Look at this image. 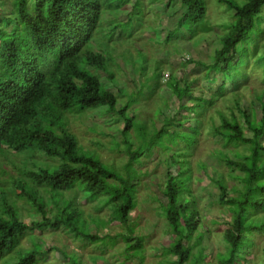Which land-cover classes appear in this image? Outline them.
<instances>
[{
  "label": "trees",
  "instance_id": "trees-1",
  "mask_svg": "<svg viewBox=\"0 0 264 264\" xmlns=\"http://www.w3.org/2000/svg\"><path fill=\"white\" fill-rule=\"evenodd\" d=\"M218 1L233 12V19L225 27L227 32L220 37V44L214 48L212 62L197 63L204 65L208 72L213 71L214 76L244 82L248 78L247 68L252 64L261 68L264 82V27H260L259 16L264 12V0ZM180 2L184 9L175 28L167 33L166 42L184 30L193 36L195 27L207 16L206 0ZM11 6L10 14H4L3 8L0 9V152L5 153L6 149L14 153L38 150L55 158L56 166L52 168L48 164L36 169L33 163L31 167L23 168L22 176L12 183L17 190L13 203L8 191L0 189V261L4 256L14 254L16 261L12 264H37L42 253L49 249L41 250L40 245L29 249L22 247V239L34 230L63 228L82 238L105 240L106 237L90 231L82 209L73 199L66 198L65 192L74 188L86 193L91 200L104 199L105 205L113 207V216L108 222L116 220L126 226L127 233H118L113 238L121 236L124 239L127 254L133 255L135 248H143L141 237H136L137 241L133 242L134 228L130 225V212L137 205L138 183L131 169L133 162L146 152L151 153L155 146H162L172 150L163 188L166 199L163 213L174 237L163 254L176 257L168 264H203L207 256L203 239L208 228L200 222L189 187L188 153L172 149L179 140L187 145L196 143L199 125L192 127V139L185 130L171 129L173 117L169 116L159 129H147L145 122L137 121L136 115L128 113L139 99L130 98L118 106L119 93L107 88L100 76L89 68L102 69L113 76L108 58L94 52L89 45L94 41L101 21L105 22L103 13L117 11L119 5L107 4V0H11ZM133 15L130 13L127 17ZM155 69L157 82L161 75L159 65ZM168 85L178 96L181 107H185V95L194 100L185 107L191 112L198 109L204 112L213 104L211 98L194 96L190 91L191 84L181 86L174 74L169 76ZM223 87L224 80L218 90L222 91ZM257 99L259 109L255 106L257 102L243 108L236 99V109L230 108L229 114L220 112L219 124L212 126L214 136L235 146L231 151L234 158L227 154L222 158L229 167L240 172L237 178L241 181V185H236L223 178L212 179L220 190L217 202L231 214V222L223 232L226 251L219 256V264H234L236 259L243 257L241 250L250 235L264 231V217L256 215L264 211V88ZM100 106L124 120L121 133L127 144L128 159L125 176L120 169L104 162L98 153L80 144L76 133L69 128V115L84 118L86 113ZM175 120L178 127L184 123L179 117ZM134 128L143 141L141 131L145 128L149 133L145 142L135 148L128 140V133ZM229 189L232 194L228 193ZM23 199L32 210L41 214L40 219H34L30 224L22 221L16 203ZM144 258L139 264H143ZM65 264L82 263L72 257Z\"/></svg>",
  "mask_w": 264,
  "mask_h": 264
},
{
  "label": "rangeland",
  "instance_id": "rangeland-1",
  "mask_svg": "<svg viewBox=\"0 0 264 264\" xmlns=\"http://www.w3.org/2000/svg\"><path fill=\"white\" fill-rule=\"evenodd\" d=\"M141 1L144 3L136 0H107V4L112 2L120 8L103 13L105 22L101 21L94 41L89 46L94 52L104 54L108 58L113 76L105 70L94 69L92 66L89 68L100 76L107 88L119 93L118 106L127 99H139L131 105L128 113L136 115L137 121L143 124L145 122L147 129H159L164 124L165 117L169 116L173 117V125H170V128L185 130L189 133L188 138L192 139V127L199 125L196 143L187 145L179 140L172 149L188 153L186 159L190 163L188 173L191 175L189 187L199 211L200 222L208 228L203 239L207 255L203 264H219V256L226 251L223 232L231 222V214L217 202L220 190L212 179L223 178L236 185H241V181L237 178L240 172L229 167L222 158L223 154L234 158L235 155L231 151L235 146L225 144L220 136H214L212 126L214 123L219 124L220 112L229 114L230 108L236 109V99L243 108H249L251 103L257 102L255 106L259 109L257 95L264 88L261 68L251 64L247 68L248 78L244 82L242 79L214 76L213 71L208 72L204 65L197 63L212 62L214 48L220 44V37L227 32L225 27L233 19V12L218 0H206L207 16L195 27L193 36H189L184 30L175 33L169 42L165 41V37L175 28L177 18L184 9L181 7V0ZM29 5L31 6V3ZM1 8L4 14H10L11 0H0ZM130 13L134 15L127 17ZM259 16L260 27H264V12ZM115 26L117 28L114 30ZM262 40L264 42V35ZM157 65L161 75L155 82ZM171 74H174L181 86L190 83V91L194 96L211 98L213 104L204 112L202 109L191 112L185 107L193 104L194 100L185 95V107H181L178 96L168 85ZM223 80L224 87L220 91L218 87ZM175 117L184 120L181 127L177 126ZM69 120V128L76 133L80 144L98 153L104 162L120 169V172L126 175L124 167L128 160L125 151L127 144L124 143L121 133L124 120L117 113L100 106L86 113L84 118L77 114L69 115ZM146 134L149 135L144 128L141 131L143 141L134 128L129 131L128 140L135 148L142 141L145 142ZM166 143L171 146L169 141ZM171 154L172 150L155 146L151 153L146 152L143 157L133 162L131 172L133 171L134 179L138 181L137 205L130 212V225L134 228L133 242L137 241L136 237H141L143 242V248H135L133 255L125 252L127 243L121 236L113 238L118 233H127L126 226L121 222H108L112 219L113 207L105 205L104 199L91 200L86 193L75 188L65 192L66 198L73 199L82 209L90 231L106 239L94 241L79 237L63 228H46L34 230L24 237L22 247L29 249L40 245L41 250L49 249L42 253L37 264H65L72 257L82 264H139L143 256V264H168L169 260L176 259L175 256L163 254L174 238L163 213L166 203L163 188ZM54 159L38 150L14 153L6 149L5 153L0 152V189L8 191L13 203L17 190L12 183L22 176L23 168L31 167L33 163L36 169L48 164L53 168L56 166ZM231 191L229 189L228 193L232 194ZM27 203L23 199L18 200L16 204L22 213V221L30 224L34 219H40L41 214L32 210ZM1 206L0 204V209ZM256 215L262 218L264 211ZM105 223L107 225H104ZM250 236L241 250L243 257L236 259L234 264H264V231L255 232ZM4 257L0 264H12L16 261L14 254Z\"/></svg>",
  "mask_w": 264,
  "mask_h": 264
}]
</instances>
